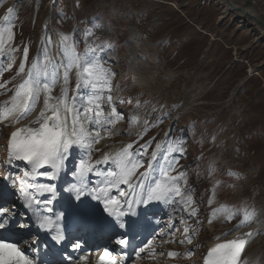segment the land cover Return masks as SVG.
<instances>
[{
	"label": "rangeland",
	"instance_id": "374dc122",
	"mask_svg": "<svg viewBox=\"0 0 264 264\" xmlns=\"http://www.w3.org/2000/svg\"><path fill=\"white\" fill-rule=\"evenodd\" d=\"M229 2L237 8L253 9V16L264 22V0ZM7 6L13 11L0 22V31L11 27L12 38L8 42L9 33L3 31L0 84L7 83L0 89V105L11 99L24 78L16 76L21 62L25 67L32 64L45 48L49 57L57 60V49L54 54L53 43L48 45L49 39L55 40L53 32L60 43L61 36L71 37L78 54L88 45L97 48L102 62L107 61L104 67L115 73L110 92L102 93L104 116L108 118L111 112L106 99L111 95L112 105L123 119L104 125L110 130L100 132L99 143L91 146L90 161L99 160L103 152L115 154L129 144L134 153L141 151V146L147 149L142 157L147 158L153 143L176 117L168 145H178L180 151L171 153L176 169L171 175L183 173L180 187L193 201L185 206L187 211L179 208V254L188 246L193 251L186 262L180 258L179 264H199L212 234L227 238L254 225L258 234L247 246L243 260L245 264H264L262 27L233 15L238 10L231 11L223 0H0V16ZM49 14L51 21H46ZM98 36L105 39L103 46L95 44L100 41ZM62 74L61 70L52 95H61L60 87L65 85ZM76 83V70L72 69L68 73L69 99ZM43 101L41 92L34 111L19 124L10 120L0 123V164L11 128L24 126L42 109ZM132 117L135 120L130 123ZM1 170L2 165L0 176ZM139 172H144V167L137 175ZM206 198L212 201L208 210L219 201L233 212L231 222L221 210L223 218L204 228ZM192 210L195 215L189 216ZM246 212L254 215L237 229ZM182 219L186 223H181ZM149 257L157 264H167L168 251L150 253Z\"/></svg>",
	"mask_w": 264,
	"mask_h": 264
},
{
	"label": "snow or ice",
	"instance_id": "6c2138e0",
	"mask_svg": "<svg viewBox=\"0 0 264 264\" xmlns=\"http://www.w3.org/2000/svg\"><path fill=\"white\" fill-rule=\"evenodd\" d=\"M3 31L9 33L8 42H10L11 27ZM3 31H0V51L5 44ZM51 43L49 39L48 45L50 46ZM16 50L18 49L13 51ZM27 53L28 48L25 46V60ZM105 63L107 61L102 62L97 48L88 45L83 54H78L76 42L69 36H61L57 60H52L45 48L41 57L33 61L27 73H25V63L21 62L16 76H24V78L11 99L0 105V123L10 120L15 125L34 111L41 92L44 94L43 107L36 118L31 120L29 125L16 128L8 137L7 164L17 171L13 173L10 169L4 176V181H7L6 187L17 189V197L25 202L24 207L33 211V215L36 216L34 223L41 229L51 230L52 217L45 216L44 213L53 212L51 206L54 202L61 204L64 209L57 214V219L71 216L84 228L109 229H115L116 226L122 229L125 227L134 229L138 225L139 219L128 221L121 219L126 215L138 217L145 215L144 212L137 214L133 211V204L144 205L146 208L150 203H172L181 206L193 203L191 196L183 193L180 187L179 181L183 178V173L171 175L176 169L175 161L170 159V156L172 152L180 151L178 145L173 147L157 144L147 161V169L139 172L138 175V169L145 164L142 157L147 154V149L143 146L141 151L134 153L131 151L133 145L129 144L115 154L105 153L101 159L90 161L91 146L99 143L100 132L110 130L105 129L104 125L112 124L114 119H123L122 114L112 105L111 95L106 97L111 112L108 118L104 116L102 93L105 90L110 92L111 78L115 75L104 67ZM72 69L76 70L77 83L71 99L68 97L67 87L61 89L60 96H52V90L57 79L60 78L61 70L64 84L67 85L68 73ZM6 83L0 84V89L5 88ZM134 120L135 117H132L129 122ZM30 125H38V127ZM77 153L82 155L73 163L72 168L67 170L66 174L72 179L66 182L67 186H63L62 191L61 186L56 183L39 182L40 177L48 181L60 180L61 172L67 168L68 163ZM14 162H23V164ZM100 164H111L114 168L98 169L96 166ZM90 175L100 177L99 184L89 180ZM90 184L93 185L91 188H89ZM121 185L125 188H121ZM113 192L117 195H112ZM46 193L50 195L40 199ZM86 195L102 203L104 213L112 217L115 223L106 220L99 209L84 198ZM121 197L124 199L121 200ZM177 197L181 199L177 200ZM209 203L211 204L212 201L210 200ZM34 205L36 207H33ZM41 205L44 207H39ZM125 205L128 211H125ZM222 208L225 219L231 222L235 214L225 206ZM184 210L187 211V208L185 207ZM217 211L214 210L212 215L215 216ZM188 214L194 216L195 210ZM252 215L254 213L246 212L245 219L236 228L245 226ZM14 216L15 205L12 206L11 211L8 207L0 206V264H37L36 259L29 257L27 250L22 249L21 238L13 230L16 223L13 220ZM181 223L186 221L182 219ZM209 223H212L211 219ZM18 226L25 228L28 225L19 223ZM169 227L172 225L170 224ZM187 232L188 229H185L186 234ZM254 235L255 233L248 232L243 237L217 244L209 251L205 264H245L242 254ZM52 239L59 244L64 237L62 234L53 235ZM115 242L120 245L128 243L126 238H117ZM187 242L191 243V238ZM151 243L149 241L145 247L150 246ZM73 247L79 248L80 245L76 243ZM176 255V253H168L169 258H174ZM191 255V250L185 253L186 257ZM109 257L110 253L106 249L98 264H114ZM50 264H62V262L54 256Z\"/></svg>",
	"mask_w": 264,
	"mask_h": 264
},
{
	"label": "bare ground",
	"instance_id": "6f19581e",
	"mask_svg": "<svg viewBox=\"0 0 264 264\" xmlns=\"http://www.w3.org/2000/svg\"><path fill=\"white\" fill-rule=\"evenodd\" d=\"M221 1V0H220ZM230 0H228V2H229ZM233 2L234 1H232V4H233ZM230 3V2H229ZM231 4V3H230ZM237 4V3H236ZM242 7V6H241ZM227 9V8H226ZM235 9H237L238 11H235L234 13L236 14V15H239L240 17H242L244 14H243V11H247L248 13H250L252 16L253 15H255L254 14V10L253 9H251V8H246V9H242V8H237V7H235L234 6V8H232V11H234ZM228 10H229V8H228ZM233 14V13H232ZM256 16V15H255ZM255 16H253L254 17V19L256 20V21H254V20H252L251 22H254V23H257V24H260V23H258L260 20H258ZM238 17V16H237ZM236 17V18H237ZM258 17V16H257ZM52 18V14L49 16V18L48 19H51ZM243 20V19H242ZM246 22V21H245ZM250 22V21H249ZM262 22V21H261ZM261 33L262 34H264V29L263 28H261ZM56 49H57V51H59V44H57V46H56ZM59 53V52H58ZM58 57V55L56 56V58ZM62 79H63V74H62ZM64 81V80H63ZM64 83V82H63ZM59 94V93H58ZM52 96H54V97H58V95L56 94V95H52ZM185 106H187L186 104H185ZM185 106H183L182 108H181V113H183L184 112V110H185ZM190 106V105H189ZM186 108H188V107H186ZM39 112H40V110L38 111V113H36L29 121H27V123L25 124V125H29V122L31 121V120H34L35 118H36V116L39 114ZM24 125V126H25ZM23 126V127H24ZM31 127H38V126H35V125H31ZM22 128V127H21ZM5 207V206H4ZM9 208V210L11 211L12 210V207H8ZM26 220V219H25ZM25 223L27 224V221H25ZM255 226V225H254ZM253 227V226H252ZM27 229L26 230H28L29 232H31V226L29 227H26ZM257 228H258V226H257ZM26 230H22V229H18L17 230V233L19 234V236L21 235L19 232H25ZM27 231V232H28ZM29 234H31V233H29ZM81 264H86V260H84Z\"/></svg>",
	"mask_w": 264,
	"mask_h": 264
},
{
	"label": "water",
	"instance_id": "95a60500",
	"mask_svg": "<svg viewBox=\"0 0 264 264\" xmlns=\"http://www.w3.org/2000/svg\"><path fill=\"white\" fill-rule=\"evenodd\" d=\"M223 1H225L226 3H227V5H228V7L229 8H234V6L232 5V4H230L229 2H228V0H223ZM243 14L246 16V18L247 19H249L250 21H252V20H254V21H256L255 19H254V17L250 14V13H248L247 11H243ZM258 23H260V24H258V25H260L263 29H264V23L263 22H261V21H259Z\"/></svg>",
	"mask_w": 264,
	"mask_h": 264
}]
</instances>
